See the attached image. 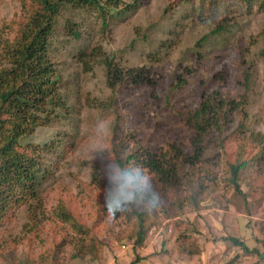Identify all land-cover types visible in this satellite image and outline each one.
Segmentation results:
<instances>
[{
    "label": "rangeland",
    "instance_id": "rangeland-1",
    "mask_svg": "<svg viewBox=\"0 0 264 264\" xmlns=\"http://www.w3.org/2000/svg\"><path fill=\"white\" fill-rule=\"evenodd\" d=\"M125 3L133 4L131 9L103 13L105 20L95 10L71 7L58 19L50 55L68 108L57 110L49 125L23 140L53 151L40 153L45 172L39 177L38 198L6 205L0 264H130L137 255V264H264L258 256L241 253L228 260L234 245L226 248L230 244L214 236L206 221L213 217L223 225L227 216L232 223L246 216L261 223L264 175L252 173L241 192L226 186L220 156L205 165V154L213 149L196 153L194 131L181 118L198 107L203 93L218 91L243 105L250 130L264 133V11L241 0ZM28 16L26 0H0V53L16 35L15 22ZM66 19L79 30V40L63 34ZM79 47L97 54L86 57L89 70L78 59ZM107 58L112 60L110 75L103 63ZM114 146L138 148L145 157L159 160L165 173L145 170L151 177V187L145 189L161 204L159 210L152 200L147 206L156 216L153 225H173L171 233L150 245L144 244L146 235L142 246L128 238L134 221L118 206L108 207L89 233L73 232L58 217L64 210L89 223L97 201L109 199L105 193L116 186L109 179L116 174L110 162ZM172 151L183 160L178 168L165 160ZM185 161L200 175H191L202 183L198 209L174 205L178 195L189 192L190 186L181 181Z\"/></svg>",
    "mask_w": 264,
    "mask_h": 264
},
{
    "label": "trees",
    "instance_id": "trees-1",
    "mask_svg": "<svg viewBox=\"0 0 264 264\" xmlns=\"http://www.w3.org/2000/svg\"><path fill=\"white\" fill-rule=\"evenodd\" d=\"M28 3V17L19 18L15 22L16 35L8 40L1 48L0 60V223L9 202L29 204L38 198L37 187L39 177L44 174V162L40 153H51L52 147H38L23 140L29 137L36 128L49 125L56 111H63L67 107V100L61 92L62 84L56 75L53 60L50 55L53 37L58 27V19L62 11L68 7L88 8L101 14H117L131 9L133 4H124L125 0H26ZM247 4H254L264 11V0H241ZM126 8V9H125ZM104 24L106 22L104 21ZM65 36L79 40L80 33L71 20L66 19L62 25ZM78 59L86 70L91 69L86 57H96L93 52H84V47L78 49ZM111 59H104L108 75L111 74ZM109 78V76H108ZM110 87H112L110 83ZM68 108V107H67ZM242 104L237 105L234 100L224 98L220 92L203 93L196 109L181 113V118L194 131V147L199 150L213 149L205 154V165L218 158L221 168V180L226 186L241 192L243 183L248 186L251 174L257 172L264 175V133L249 129V120ZM116 121L120 118L117 116ZM118 122L113 126L115 136ZM168 155V162L178 168L183 160L176 151ZM187 162H190L186 160ZM185 161L187 171H182L181 181L189 185L186 195H178L174 205L182 209L185 204L198 209L201 201L202 183L192 174L199 175L198 170H192ZM110 162L124 169L126 174L133 177L128 181L124 191L131 196L128 208H121L125 216L131 217V226L135 244L140 245L148 228L157 223L154 212L147 209L153 194L148 189L141 188L137 183V168L151 170L158 174L163 172L159 160L145 157L138 148H112ZM209 167V166H208ZM174 170L173 168L171 171ZM182 170V165L180 166ZM143 174V173H140ZM161 174V173H160ZM165 174V173H164ZM170 175V172L168 173ZM177 179L175 172H172ZM216 175V173H215ZM200 176V175H199ZM97 207L92 212L89 223L76 219L69 211L61 210L58 214L61 222L69 225L75 233L92 232L109 212L106 201H97ZM165 215L168 213L164 212ZM224 240V239H223ZM233 243L242 245L239 241L229 238ZM57 246V245H56ZM244 250L250 252L244 245ZM130 264H137L139 255Z\"/></svg>",
    "mask_w": 264,
    "mask_h": 264
},
{
    "label": "crops",
    "instance_id": "crops-1",
    "mask_svg": "<svg viewBox=\"0 0 264 264\" xmlns=\"http://www.w3.org/2000/svg\"><path fill=\"white\" fill-rule=\"evenodd\" d=\"M233 219L234 222L232 223V219L227 216L223 225L215 221L213 217L206 219L209 227L211 226L210 231L214 233L213 235L219 236L221 241L224 239L223 241L226 245L230 244L226 246V248L234 245L233 249L235 252L228 254V260H231L239 253L244 254L243 257L245 258L247 256H258L264 260V216L262 217L261 223H253L254 221H250L249 217L246 216L240 218V221L236 217ZM253 220L258 219L254 218ZM209 222H211V224ZM233 225L236 226V229ZM261 229H263V233H260ZM257 233H259V235ZM229 238L236 239L250 250V252L244 250L242 245L233 243ZM219 247H221V245ZM260 247L262 248L261 250ZM254 250L257 252L254 253Z\"/></svg>",
    "mask_w": 264,
    "mask_h": 264
},
{
    "label": "clouds",
    "instance_id": "clouds-1",
    "mask_svg": "<svg viewBox=\"0 0 264 264\" xmlns=\"http://www.w3.org/2000/svg\"><path fill=\"white\" fill-rule=\"evenodd\" d=\"M138 175L137 183L141 188H150L151 187V177L144 172L142 168H137L135 170ZM115 176L110 177V181H114L116 186L113 191L110 193H105V195L109 198L106 201L107 206L109 207H121L128 208V204L131 200V196L127 195L124 191L128 181H130L133 177H130L126 174L125 170L120 168L119 165L116 166ZM143 173V174H140ZM152 207L156 210L161 208L160 200L158 196H154L151 201ZM129 209V208H128ZM131 210V209H129Z\"/></svg>",
    "mask_w": 264,
    "mask_h": 264
},
{
    "label": "built area",
    "instance_id": "built-area-1",
    "mask_svg": "<svg viewBox=\"0 0 264 264\" xmlns=\"http://www.w3.org/2000/svg\"><path fill=\"white\" fill-rule=\"evenodd\" d=\"M169 221H162L160 224L158 225H153L151 227L148 228V230L146 231V241L144 242V244L146 245H150V243H153L156 238L163 234V233H171L172 232V228L173 225L168 223ZM143 244H141L140 246H142ZM138 246V247H140ZM134 247H137V245L134 244ZM124 249V247H123Z\"/></svg>",
    "mask_w": 264,
    "mask_h": 264
}]
</instances>
